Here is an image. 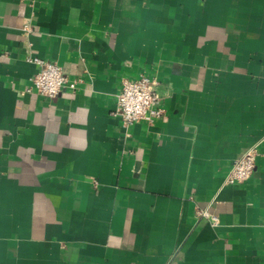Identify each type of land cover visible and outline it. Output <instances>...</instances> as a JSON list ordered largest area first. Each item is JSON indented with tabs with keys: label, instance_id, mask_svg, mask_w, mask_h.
<instances>
[{
	"label": "crops",
	"instance_id": "1",
	"mask_svg": "<svg viewBox=\"0 0 264 264\" xmlns=\"http://www.w3.org/2000/svg\"><path fill=\"white\" fill-rule=\"evenodd\" d=\"M140 73L165 113L125 127ZM0 264H264V0H0Z\"/></svg>",
	"mask_w": 264,
	"mask_h": 264
},
{
	"label": "built area",
	"instance_id": "2",
	"mask_svg": "<svg viewBox=\"0 0 264 264\" xmlns=\"http://www.w3.org/2000/svg\"><path fill=\"white\" fill-rule=\"evenodd\" d=\"M27 60L38 66L32 77V88L44 97H56L64 87L76 89V81L68 79L63 68L54 61L29 55ZM157 81L151 76L140 73L136 78H124L121 88L116 94L115 116L121 118L125 127L135 122L146 120L152 123L161 117L165 110L161 106V96L156 89ZM31 88L28 89L30 91ZM258 150L251 147L236 159L225 179V184L243 183L253 174ZM198 214L211 220L213 225L218 223L216 216H209L207 210H198Z\"/></svg>",
	"mask_w": 264,
	"mask_h": 264
}]
</instances>
